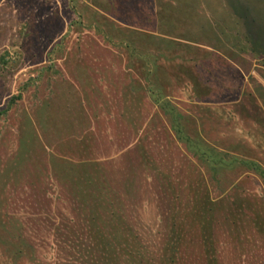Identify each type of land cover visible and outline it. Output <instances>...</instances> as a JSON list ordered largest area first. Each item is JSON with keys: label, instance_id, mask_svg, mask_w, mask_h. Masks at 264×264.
I'll use <instances>...</instances> for the list:
<instances>
[{"label": "rangeland", "instance_id": "374dc122", "mask_svg": "<svg viewBox=\"0 0 264 264\" xmlns=\"http://www.w3.org/2000/svg\"><path fill=\"white\" fill-rule=\"evenodd\" d=\"M261 173L264 0H0V264H264Z\"/></svg>", "mask_w": 264, "mask_h": 264}, {"label": "trees", "instance_id": "16d2710c", "mask_svg": "<svg viewBox=\"0 0 264 264\" xmlns=\"http://www.w3.org/2000/svg\"><path fill=\"white\" fill-rule=\"evenodd\" d=\"M159 8H160V6L158 5V9ZM160 10L162 11V9H160ZM160 10H159V13L156 12V15H158L160 18H162ZM150 92H151L150 96H152V98H153V95L155 96L156 94H158V90H156L155 93L152 92L151 90H150ZM166 108H167L166 112L169 111L170 115H172V128L175 130V133H176L178 139L182 140V142L185 144V146L188 148V150H191L194 154H198L199 157H202V159L204 160L205 163H207V165L212 164V169L216 168L217 166L231 165V163H233L235 161V157H230L231 159L228 160L227 155H224L225 157L218 155L217 152H214V150H213L214 148H212L209 145L205 144V146H207L208 148L207 147L202 148V146H201L202 143L195 141L189 135H186L182 132L180 124L178 123V120H176L177 114L174 113L173 111H170L171 109H170L168 104H166ZM175 114H176V116H175ZM227 160H228V162H227ZM261 174H262V176H264L263 175L264 173H261ZM89 182H93V180H89ZM75 186H77L78 187L77 189H79L78 193H81L82 195L84 194V197H85V191H84V189H82L83 186L82 185L81 186L75 185ZM90 196H91V194H90ZM97 200L98 199H96L95 202ZM84 201L85 200H83V203H84ZM101 202L102 201L100 200V203ZM83 203H80V204H83ZM100 203L97 201V203H95L92 206V208L89 209L90 213H91V220H92V223H91L92 227L90 228V230L93 233L92 234L93 236L92 237L90 236L89 240H91L90 238H92L94 243H92V241L91 242L89 241L88 243L90 244V248L93 250V255H94L93 259L96 256H100V264H116L117 263L116 261H117L120 254L115 250V247L117 245H116V243H114L112 241V239H111L112 236H110V232H115V231L119 232V229L113 228L112 231L107 232L106 229L104 228L103 224H106V223L108 224L109 220H110V222H112L113 220H115V217L118 220V219H121V217H123V216L120 215L121 212L117 211V208L112 207V209H110L108 207L110 205H107V208L105 207L106 210H108V208L110 209L109 212L107 213V211L105 210V211H103L104 213H102V211L100 209V207H101ZM101 208L104 209V207H101ZM115 222L117 224V221H115ZM113 259L115 260V262L113 261ZM93 262L95 264H97L98 259L82 260L83 264H92Z\"/></svg>", "mask_w": 264, "mask_h": 264}]
</instances>
